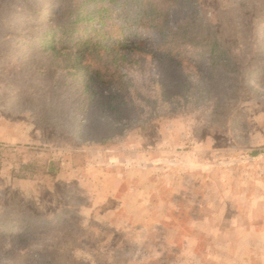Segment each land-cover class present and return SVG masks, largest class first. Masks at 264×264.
<instances>
[{"label": "rangeland", "instance_id": "374dc122", "mask_svg": "<svg viewBox=\"0 0 264 264\" xmlns=\"http://www.w3.org/2000/svg\"><path fill=\"white\" fill-rule=\"evenodd\" d=\"M125 1L96 70L63 40L0 47V220L33 227L0 230V264H264V0L197 1L235 61L215 77L157 49Z\"/></svg>", "mask_w": 264, "mask_h": 264}, {"label": "trees", "instance_id": "16d2710c", "mask_svg": "<svg viewBox=\"0 0 264 264\" xmlns=\"http://www.w3.org/2000/svg\"><path fill=\"white\" fill-rule=\"evenodd\" d=\"M177 1L132 0L136 9H140L134 22L138 26L137 32L141 29L154 31L157 33V49L162 48L166 55L181 65H192L187 58L205 62L206 72L212 77L234 67L235 61L223 40L205 27H197L198 0L190 3L189 8L177 19L168 18V12L178 6ZM119 6L122 14L126 15V1L119 4L118 0H15L8 5L7 16L0 20V39L4 40L0 41V47L5 43L9 48L8 54L22 53L28 50L26 48L31 50L34 39L35 46L55 50V42L63 40L69 42L70 53L75 56V70L92 68L90 63L85 62L89 54L97 56L102 52L109 53L120 46L121 32L117 27L116 17H113L115 7ZM21 30L27 32L23 35ZM107 39L113 42L107 44ZM25 43L27 44L23 46ZM258 153L259 151H255L253 154ZM1 162L0 157V168ZM59 165V161L51 160L45 163L43 169L55 174ZM63 216V213L57 214L53 219L47 220V225L56 226L61 223L59 219ZM26 222L7 217L0 220V230L14 237L20 234L18 228H33L31 222ZM22 234L25 233L22 231L20 235Z\"/></svg>", "mask_w": 264, "mask_h": 264}]
</instances>
